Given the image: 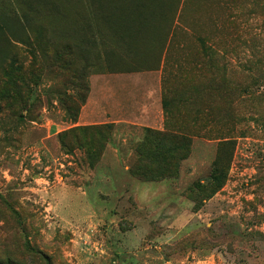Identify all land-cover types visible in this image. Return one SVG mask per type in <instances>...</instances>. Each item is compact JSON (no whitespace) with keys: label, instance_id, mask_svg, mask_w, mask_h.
Wrapping results in <instances>:
<instances>
[{"label":"rangeland","instance_id":"374dc122","mask_svg":"<svg viewBox=\"0 0 264 264\" xmlns=\"http://www.w3.org/2000/svg\"><path fill=\"white\" fill-rule=\"evenodd\" d=\"M15 2L0 6L16 9ZM184 15L169 67L90 76L76 124L61 104L77 91L72 72L65 81L52 51L42 58L0 32V52L35 73L24 100L40 102L28 114L1 66L0 264H264V0H188ZM165 77L170 97L192 102L174 104L170 126L185 111L202 121L190 130L191 155L179 175L144 183L131 168L155 123L141 122L138 108L149 104L156 119ZM128 79H137L132 93L120 86ZM108 124L110 141L94 169L82 151L69 154L61 144L71 129ZM160 125L150 129L169 128L165 113ZM226 140L234 141L233 161L210 196L211 167Z\"/></svg>","mask_w":264,"mask_h":264},{"label":"trees","instance_id":"16d2710c","mask_svg":"<svg viewBox=\"0 0 264 264\" xmlns=\"http://www.w3.org/2000/svg\"><path fill=\"white\" fill-rule=\"evenodd\" d=\"M133 1L128 4V0H16L12 3L17 5L16 9H11L10 3L1 5L5 8L0 10V32L7 31L12 41L37 47L42 58L50 59L49 51H52L57 62L53 67L62 72L65 81L70 80L64 73L72 72L77 91L75 96L65 93L61 104L70 121L76 124L87 102L90 76L158 71L162 66L166 69L170 65L171 46L179 25L160 22L157 17L165 11L163 8L153 10L151 0ZM159 2L161 7L162 0ZM187 5L188 0H185L183 15ZM6 18H12V21ZM6 44L11 46L9 38ZM16 63L15 55L7 50L0 52V70L3 65L8 67L2 68L5 83L15 89L14 94L21 97V103L28 106L30 114L38 110L40 102L36 99L27 103L24 96L32 95L35 81L29 77L36 76ZM166 84L170 85V82L165 77L163 87L167 96L162 107L169 128L165 131L145 129L135 149L136 162L131 173L144 183L170 180L179 175L182 164L191 155L193 134L190 130L202 121L185 111L178 115L176 125L170 126L174 119V104L185 103L187 106L192 102L180 95L170 97ZM199 114L201 116V112ZM112 130L110 124L76 127L61 135L60 140L69 154L82 151L89 168L94 169L104 155ZM233 147L232 140L219 144L208 179L210 196L226 182L233 161ZM48 264L52 263L49 261Z\"/></svg>","mask_w":264,"mask_h":264},{"label":"crops","instance_id":"0c3cea01","mask_svg":"<svg viewBox=\"0 0 264 264\" xmlns=\"http://www.w3.org/2000/svg\"><path fill=\"white\" fill-rule=\"evenodd\" d=\"M133 0H128V4L132 3ZM135 2L139 1V0H134ZM133 1V2H134ZM152 1V9L153 10H158L160 8H163L165 13L162 16L157 17L158 20L162 23H166V24H174V25H180L183 23V19L184 16L183 15V8H184V1L185 0H162V6L160 7V2L159 0H151ZM155 1V3H153ZM137 84V79H128V80H120V86H122V90L125 89V91H128L130 93H132V89L133 87H136ZM145 91L144 93L147 91H151V87L147 86L145 88H143ZM142 95H144L143 93H141ZM90 102V101H89ZM162 103V102H161ZM160 103L159 107L156 105L155 107V113L157 114L156 119L152 117V111L151 108L149 107V104H145V103H140V105H142L141 107L139 106V110L141 111L140 114V121L143 122V120L147 119L149 121L147 122H154L155 126H148L149 128H153L154 129H160L161 125H160V116L163 115L164 110L162 107V104ZM134 108V107H133ZM145 112V115H144ZM98 113H94V117L93 118H99V115L97 116ZM92 117H89V119ZM92 118V119H93ZM83 120V115H81V121Z\"/></svg>","mask_w":264,"mask_h":264}]
</instances>
